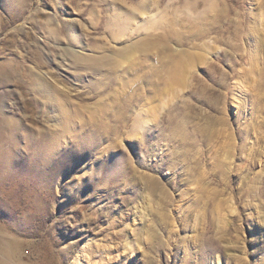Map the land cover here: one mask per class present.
<instances>
[{"label": "rangeland", "instance_id": "rangeland-1", "mask_svg": "<svg viewBox=\"0 0 264 264\" xmlns=\"http://www.w3.org/2000/svg\"><path fill=\"white\" fill-rule=\"evenodd\" d=\"M30 70L76 137L43 161L18 138L26 175L0 163V264H264V0H0V119L53 134Z\"/></svg>", "mask_w": 264, "mask_h": 264}, {"label": "bare ground", "instance_id": "bare-ground-1", "mask_svg": "<svg viewBox=\"0 0 264 264\" xmlns=\"http://www.w3.org/2000/svg\"><path fill=\"white\" fill-rule=\"evenodd\" d=\"M115 18H116V16H115ZM125 30H126V28H125ZM119 31H121V30H119ZM124 32H126V31H124ZM118 38H119V35H118ZM147 42H149L148 39H142L141 41L140 40L134 41L133 44L129 45V43H128L127 45H125L121 49H117V51H116L117 53H115V52L114 53H115L116 57H120L121 59H125L126 61H129V60H133V57L135 55L134 52L136 51V52H138V54L139 53L144 54L146 56V59H147L149 57V55L151 54L152 48H153V47H149ZM71 53L72 52H69V49L65 50V54H67L69 56V58H70V60H68V62L70 63L71 67L77 66V68H80V66H86V64H87V66H89L91 64V65H95V66L100 67V68H104V67L110 68L111 71H112L115 68L117 70V67H120L118 64H121V63L116 62L114 60V58L111 57L110 55L99 56L98 59H93L92 62H91L89 57H86V54H84V53H81L79 55H74V54L71 55ZM188 59H191V55H188ZM190 61H192V60H190ZM122 65L123 64H121V66ZM148 65L150 66V64H148ZM178 73L179 74L182 73L181 69H180V71ZM177 76H178V74H177ZM27 77H28L27 86H28L29 93H31V94H34V93L35 94H41L42 95V102H44L46 104V106L48 107L46 114H48V117L50 118L49 120L52 121L51 123H52V127L54 129V132H52L53 134H51V131H48L45 128L46 130H43V131L35 133V131H32V129L28 130V129L22 127V125H20L19 122H15L11 118H9V119L1 118L0 119V146L3 145V144H6L8 147H12V150L9 149V150H7L5 152V154H4V155H6L5 157H1L0 156V163L1 162L3 163L5 161L8 162L10 170L13 171V172H11V174L14 175V176L15 175H26L28 173L25 169L19 167L16 164L18 162H22L24 164H26V163L28 164V159H25L23 157L22 159L19 160V159H16V158H13V157L10 156V153H12V152H13L14 156L18 155V150H17L18 138H22L25 141L26 147H29L28 148L29 150H32L35 147H37L38 148V152H37V156H36L35 160H37L41 156L39 161H43L44 157L46 158L49 154L53 155V152L56 150V144H57V142L59 140L58 139V135L56 133L57 131H60L61 135L68 136L69 139H74L76 137V135L74 134L75 131L71 132L72 129L74 128V125L72 123L70 124V118L72 116L75 118L74 115L77 113V111H76V108H74V106H73L74 105L73 102H71L69 100V98H68L69 96L66 97V95L63 94V92H61V91L59 92L56 87H52L50 85L48 86V83H46L44 81L45 79H43L40 76V74H37L34 71L30 70L28 75H27ZM104 78H105L104 74H102V76L100 74V79L103 80ZM47 89H49V90L52 89V93H49V95H48L47 94L48 93ZM119 98H120V96L117 95V97L115 99L111 100V102L108 103V106H105V107H107L106 109H108V107H109V109L110 108L112 109V107L115 106L119 102L118 101ZM147 103L150 104L149 102H147ZM119 106H120V104H119ZM105 107H104V110H105ZM144 110H145L144 111L145 112L144 115H146L147 117H150L152 115L151 111L154 112L153 109L144 108ZM3 111H4V107L0 106V114L3 113ZM97 115H98V112H97ZM58 116L61 117L60 121H56L55 120L56 117H58ZM120 116L121 115L118 114L116 116V119H114V121L115 120L117 121L120 118ZM145 121H146L145 123H147V118L145 119ZM81 122H83V121L79 122L82 125L83 123H81ZM141 125H143V123ZM86 126L88 128V125H86ZM104 128H105V126H104ZM14 131H16V133H18V131H23V133L21 135L16 134V133L13 134ZM37 137H39V138H37ZM48 148H49L50 151L45 154V150L48 149ZM0 151H1V147H0ZM1 155L4 156L3 152L1 153ZM8 158H10L11 160H9ZM44 163H45V161H44ZM42 171H43L44 177L48 173V176H51L50 177L51 179L55 178L54 174L51 173V172L49 173L48 171H46L44 169V167H43ZM149 187H150L151 190H154V187L152 186V184H149ZM10 195H11V192L9 191V193L3 194L2 198H4L5 200L9 201L11 206H12V208H14V210H15V207L17 206L18 202L20 200H22V201H24V200L23 199H18L17 197H12L11 198Z\"/></svg>", "mask_w": 264, "mask_h": 264}]
</instances>
